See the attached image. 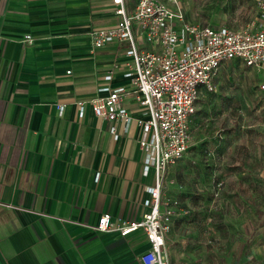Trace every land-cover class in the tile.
Returning a JSON list of instances; mask_svg holds the SVG:
<instances>
[{
	"label": "crops",
	"instance_id": "obj_1",
	"mask_svg": "<svg viewBox=\"0 0 264 264\" xmlns=\"http://www.w3.org/2000/svg\"><path fill=\"white\" fill-rule=\"evenodd\" d=\"M118 20L111 0H0V264H142V230L94 229L103 213L141 219L154 184L153 170L143 174L133 95L128 124L88 103L100 87L129 83L127 44L95 48L89 35ZM164 240L168 264H195L172 227Z\"/></svg>",
	"mask_w": 264,
	"mask_h": 264
},
{
	"label": "built area",
	"instance_id": "obj_2",
	"mask_svg": "<svg viewBox=\"0 0 264 264\" xmlns=\"http://www.w3.org/2000/svg\"><path fill=\"white\" fill-rule=\"evenodd\" d=\"M118 22L89 32L93 47L125 42L131 59L125 76L128 85L103 86L104 95L88 100L95 116L110 121H131L124 103L133 95L143 115L134 118L139 127L138 145L142 151L143 174L153 170L154 184L147 188L141 219L112 221L109 213L98 218L94 229L118 232L122 236L142 230L149 247L141 255L142 264H167L163 256L164 238L171 229V210L161 199L162 183L169 167L190 148V120L201 91H214L215 79L223 64L237 61L264 76V3L252 27L233 29L225 25L194 22L178 0H135L128 10L127 0H111ZM135 22L136 36L132 32ZM138 40H137V38ZM25 39H33L26 35ZM117 65L110 67L104 80L110 81ZM69 72V71H68ZM264 90V81L259 85ZM85 102H77L83 115ZM111 133L116 135L115 127ZM96 180L98 174H96Z\"/></svg>",
	"mask_w": 264,
	"mask_h": 264
},
{
	"label": "rangeland",
	"instance_id": "obj_3",
	"mask_svg": "<svg viewBox=\"0 0 264 264\" xmlns=\"http://www.w3.org/2000/svg\"><path fill=\"white\" fill-rule=\"evenodd\" d=\"M261 2L178 0L194 22L233 29L252 27ZM263 81L252 67L223 64L215 90L197 99L188 152L164 177L175 247L195 264H264Z\"/></svg>",
	"mask_w": 264,
	"mask_h": 264
},
{
	"label": "trees",
	"instance_id": "obj_4",
	"mask_svg": "<svg viewBox=\"0 0 264 264\" xmlns=\"http://www.w3.org/2000/svg\"><path fill=\"white\" fill-rule=\"evenodd\" d=\"M236 62H237V61H236ZM206 92H209V91H206ZM211 92H212V91H211ZM196 102H197V101H196ZM182 158H183V157H182ZM180 160H181V159H180ZM180 160H179V161H180ZM179 161H177V162H179ZM177 162H176V163H177ZM176 163H175V164H176ZM175 164H174V165H175ZM172 166H173V165H172Z\"/></svg>",
	"mask_w": 264,
	"mask_h": 264
}]
</instances>
